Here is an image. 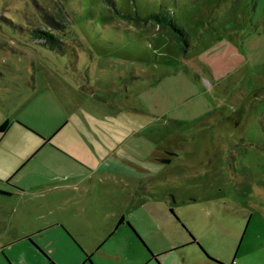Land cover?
I'll return each mask as SVG.
<instances>
[{"label": "rangeland", "instance_id": "rangeland-1", "mask_svg": "<svg viewBox=\"0 0 264 264\" xmlns=\"http://www.w3.org/2000/svg\"><path fill=\"white\" fill-rule=\"evenodd\" d=\"M166 11L187 33L186 52L169 25L148 16ZM49 16L64 29L54 31ZM51 70L88 80L126 111L135 157L162 160L160 172L135 177L140 188L128 186L129 217L152 251L195 239L176 252L182 264H203L202 246L224 264H264V0H0V104L27 99ZM104 180L102 218L108 196L123 201L130 176ZM27 226L21 218L11 229ZM124 228L104 236L122 259L95 251L96 264L142 262ZM38 239L63 264L85 255L60 229ZM8 249L20 264H43L21 243ZM0 264H10L3 253Z\"/></svg>", "mask_w": 264, "mask_h": 264}, {"label": "crops", "instance_id": "crops-1", "mask_svg": "<svg viewBox=\"0 0 264 264\" xmlns=\"http://www.w3.org/2000/svg\"><path fill=\"white\" fill-rule=\"evenodd\" d=\"M48 76L43 87H31L27 99L0 104V124L9 121L6 131L0 132V255L5 254L10 264H20L8 248L21 243L43 264H63L52 245L38 239L39 233L56 228L83 249L80 264H96L95 251L118 261L122 256L109 253L104 236L124 233L127 224L139 240L131 236V241L134 238V245L145 253L139 264H182L176 252L187 244L155 253L129 217L133 215L129 184L140 188L135 177L160 172V157H154L155 162L135 157V149L129 147L135 129L120 117L126 111L84 77L86 81H80L68 70H51ZM112 172L130 176V181L121 182L126 194L119 205L117 197L108 196L109 210L102 218L104 177ZM21 218L27 229L12 230ZM201 251L203 264H221Z\"/></svg>", "mask_w": 264, "mask_h": 264}, {"label": "trees", "instance_id": "trees-1", "mask_svg": "<svg viewBox=\"0 0 264 264\" xmlns=\"http://www.w3.org/2000/svg\"><path fill=\"white\" fill-rule=\"evenodd\" d=\"M148 16L156 19L158 22L169 25L175 33V39L179 43L181 51L186 52L188 50L189 40L187 38L188 37L187 33H186L185 29L183 28V26H181L175 22L174 17L171 15L170 11H166L163 13L152 12ZM48 23H49V25L54 27L53 28L54 31H57L58 29L59 30L64 29V27L63 28L60 27L63 23H62V21H60V19L58 17L49 16ZM15 25H16V23H15ZM29 27L34 33H36V35L42 41L43 40H45V42L47 40L55 41V42L60 41V38L58 37V35H56L55 32L52 30H46V29H42V28H33L31 26H29ZM8 126H9V121H5V122L1 123L0 124V132L6 131ZM1 191L2 190H0V192ZM220 263L224 264L222 262H220Z\"/></svg>", "mask_w": 264, "mask_h": 264}, {"label": "flooded vegetation", "instance_id": "flooded-vegetation-1", "mask_svg": "<svg viewBox=\"0 0 264 264\" xmlns=\"http://www.w3.org/2000/svg\"><path fill=\"white\" fill-rule=\"evenodd\" d=\"M228 118L230 119V117H228ZM229 119H228V120H229ZM190 242H191V243H196L197 241H196L195 239H193V240H191ZM190 242H187L186 244H188V243H190ZM186 244H183V245H186ZM181 245H182V244H181ZM178 246H180V245H178Z\"/></svg>", "mask_w": 264, "mask_h": 264}, {"label": "water", "instance_id": "water-1", "mask_svg": "<svg viewBox=\"0 0 264 264\" xmlns=\"http://www.w3.org/2000/svg\"><path fill=\"white\" fill-rule=\"evenodd\" d=\"M202 249L206 252V250L202 247ZM207 253V252H206ZM208 254V253H207Z\"/></svg>", "mask_w": 264, "mask_h": 264}]
</instances>
